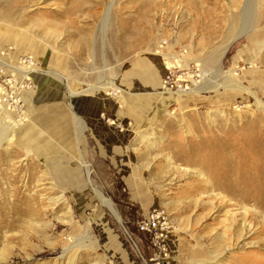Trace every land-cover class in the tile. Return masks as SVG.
<instances>
[{"label": "rangeland", "instance_id": "1", "mask_svg": "<svg viewBox=\"0 0 264 264\" xmlns=\"http://www.w3.org/2000/svg\"><path fill=\"white\" fill-rule=\"evenodd\" d=\"M263 44L264 0H0V264H264Z\"/></svg>", "mask_w": 264, "mask_h": 264}, {"label": "built area", "instance_id": "2", "mask_svg": "<svg viewBox=\"0 0 264 264\" xmlns=\"http://www.w3.org/2000/svg\"><path fill=\"white\" fill-rule=\"evenodd\" d=\"M200 75L197 67L189 69H183L180 66H177V68H167L162 82V87L166 91H190L191 87L195 85V82H193L194 79H196V82L198 83L199 78H201ZM160 219L161 218L158 216H153L149 220L150 222L144 224L141 229L144 232H148L149 234L155 233V229L150 228V226L155 227L156 222H158Z\"/></svg>", "mask_w": 264, "mask_h": 264}, {"label": "bare ground", "instance_id": "3", "mask_svg": "<svg viewBox=\"0 0 264 264\" xmlns=\"http://www.w3.org/2000/svg\"><path fill=\"white\" fill-rule=\"evenodd\" d=\"M248 5V4H247ZM246 5V6H247ZM247 8V7H246ZM263 47H264V44H263ZM212 64H213V62H212ZM21 65V64H20ZM168 65V64H167ZM204 66H205V63H204ZM0 67H5V68H7L8 66H7V64L6 63H4V61L0 58ZM8 68H13V69H16L18 72H21L20 71V69H18V67H14V66H12V67H8ZM22 70V69H21ZM23 74H26V72H23V73H21V75H23ZM205 75V74H204ZM30 77H31V75H29ZM15 79H17V81L18 82H24V77L22 76H20V77H18V78H15ZM20 80V81H19ZM31 79H28V81H30ZM27 81V80H26ZM232 82V83H231ZM232 86H235V84H233V81H230L229 83H228V85H225V87L224 88H227V87H232ZM236 86H238V85H236ZM0 108H1V105H0ZM20 109H22V106H21V108H19V111H22V110H20ZM4 114V113H3ZM6 138H7V135L5 134V133H3L2 135H1V142L3 141V140H6ZM9 141V140H8ZM240 169H242V166H240L239 167ZM262 173V168H260L259 170H257L256 172H253V173H251V175H254V176H256V175H259V174H261ZM251 178H252V180H247L245 183H246V185H248V186H253V185H255V184H257V183H261V181H257V180H255V178L253 177V176H250ZM256 178H257V176H256ZM258 179V178H257ZM254 192H259V190H257V189H255V188H253V189H250V190H246L245 192H243V196H245V197H247V198H249V196H251L252 194H254ZM260 193H261V191H260ZM97 195V197L100 199V201H101V203L102 204H104V205H106L113 213H115V211L113 210V208H112V205H111V203L108 201V200H106L105 198H104V196L100 193H97L96 194ZM244 198V197H243ZM244 214H245V216L246 215H248V210H244Z\"/></svg>", "mask_w": 264, "mask_h": 264}]
</instances>
